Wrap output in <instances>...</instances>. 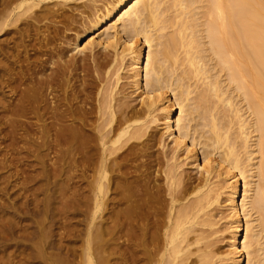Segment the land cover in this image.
I'll use <instances>...</instances> for the list:
<instances>
[{"label":"bare ground","instance_id":"bare-ground-1","mask_svg":"<svg viewBox=\"0 0 264 264\" xmlns=\"http://www.w3.org/2000/svg\"><path fill=\"white\" fill-rule=\"evenodd\" d=\"M71 1L86 5L66 15ZM165 1L0 0V36L9 37L0 38V77L14 74L4 67L12 57L29 64L26 34L47 47L27 43L44 58L20 72L31 86L18 95L45 144L66 147L65 159L75 151L89 264L108 222L113 236L142 237V264H264V0ZM58 23L74 31L72 46L58 40L75 57L54 45ZM221 178L231 229L223 256L209 213Z\"/></svg>","mask_w":264,"mask_h":264},{"label":"rangeland","instance_id":"rangeland-1","mask_svg":"<svg viewBox=\"0 0 264 264\" xmlns=\"http://www.w3.org/2000/svg\"><path fill=\"white\" fill-rule=\"evenodd\" d=\"M105 1H110V0H105ZM167 1L169 3V0H166L162 6L163 8ZM81 3H83V1H78V2L71 1L69 3L68 2L65 3V5L66 4L67 6L69 5L68 8L65 5H60L58 7L60 9L61 7L63 8L65 6L66 8L62 9L64 10V13L68 15V13L70 12L69 15H71L72 10L68 11V9L70 7H72L73 9L74 4H76L74 5V8H76V6L79 7V4ZM84 3H86V1ZM58 7H55V9ZM80 8L81 7H79L78 10H80ZM60 25L63 26V29H61ZM55 26H58L63 31L66 30V29L64 30L65 26L62 24L55 25ZM43 32L44 31H42V33ZM62 32H59L60 34L58 33V35L56 36L57 41L54 42L56 43L54 45H56V47L58 45L60 47L62 46L61 48L63 49L66 48L64 49V51L66 52V55L69 56L70 54L69 57L71 56L75 57L76 52L74 51L71 52L70 50L72 49V47H69V46H72V44L70 45V43L72 42L70 43L66 42V41H69L68 36H69V39L70 37L72 39V36L74 35V31L73 32L65 31L66 33L68 32L67 34L69 35L65 34L64 32L62 33ZM61 33L65 34V36L67 37L64 36L63 38ZM26 35L29 36L27 39L25 38V41H27L25 42L26 48L28 47L26 52L29 55H31V58H29L28 61L31 62L35 59L33 63L34 62L35 64L40 63V60H42L44 57L43 55H41L42 59L40 58V56L38 58V56L36 55H39V54H36V55L34 54L33 47L36 48V46L37 47L40 46L42 50H43V47H41V45H37V43L35 45V42L31 40L33 36L30 38L32 34H26ZM1 37L3 38L4 36H0V38ZM5 37L4 39L1 38V40L5 41V39H9L8 36H5ZM84 38L81 39L80 41L81 43L79 42L81 46H83V44L87 40L86 38H85L86 40ZM58 39L62 41L61 43L65 41L64 42L65 45H69V46L64 47L63 44L62 45L59 44L60 42ZM13 40L15 41L16 39L12 38L11 41H9L10 43L8 45L13 46L14 43L11 44L12 42H14ZM29 40L32 41L31 45L34 44L35 46L32 47L31 45H28L27 43L29 42ZM66 43H69V44H66ZM32 49L33 51H29ZM44 49H45L43 50L44 52L47 51L46 50L47 47H45ZM8 51L10 50L7 49L6 52L8 53ZM21 51H23L22 54L25 53L24 48L21 47L20 51H18L17 54L21 55ZM145 51L147 52V49ZM28 54H26V56ZM32 55L34 56V58ZM79 56H81V54L80 55L79 53L76 54V57H79ZM9 57L11 56L9 55ZM16 59L17 58L12 57L10 59L11 63H8L7 61H6L7 63L4 62V67L10 68V70L13 69L12 70V73H14L13 75L19 76V77H14V79L16 78L17 81L12 79L13 78L12 74H11L12 76L10 75L11 78L6 77L11 72H9L7 75L6 73L5 75L2 74L1 76L3 78L0 77V84H1L0 85V92H1L0 93V264H89L85 256L86 248H83L86 245V243H84L86 242V237H85L86 235L84 234L86 232L84 231L87 229L88 223L86 222L87 219H84L85 220L84 222L83 218L85 217L83 218L81 217L83 216L82 212H81L82 215L79 214L80 212H77L79 209L77 208L78 207L77 206L78 204L77 194L78 193L76 192L78 180L76 177L77 176L76 167L74 166L75 165L74 160L76 158L75 157L76 154H74L75 151L71 152V154L68 157H66L67 159L66 160L64 155H61V153H59V151L60 152H62V150L64 151L66 147L64 146L62 147V145L56 144V148H55L54 145L49 146L48 143L45 144L44 132L46 131V129L43 127L39 128V126L43 125V123L39 121L41 123L39 124V122H37L38 120L34 119L35 116L33 115H36V114H31L32 116L29 115L30 113H33L32 111H30V109H28L30 113L28 111L25 112L26 110L23 109L25 108L24 104L19 99L21 98V96H19L21 92L23 94L25 89L29 88V87L26 88L28 82L26 81L23 82L24 74H21L20 72L22 71V73H24L27 69L32 68L33 63L30 64L29 62L30 64L29 65V64H25V62L28 63L27 61L19 62V60L18 59L16 60ZM36 60L39 62H37ZM12 62L15 63L14 66ZM1 63H3V60L1 61ZM22 65H24L25 67H23ZM11 80H12V85L9 86V83L11 84ZM6 81L8 82L6 83ZM194 81H197V80L195 79L191 82L193 83ZM199 82H200V86H203V84L201 85V80ZM199 82L197 81L196 84ZM28 85L31 86L30 84ZM18 93L20 94L18 95ZM238 100L239 99H235V101H238ZM19 101H20V104L22 105L19 104ZM236 103L239 104V101ZM240 104H241L242 111H244L245 110V108H243L244 106L242 107L241 102ZM17 105L18 107H16ZM20 106H22V108ZM42 106L46 107L44 103L42 104ZM43 107L41 108L42 112L44 110ZM18 108H20L21 110L23 109L24 112L23 111H22L23 113L19 112L20 110ZM39 112L42 114L41 110H39ZM26 113L28 116L26 115ZM14 115L16 116L14 117ZM244 116L247 118L246 114ZM248 119H250V117L247 118V120ZM10 121L12 122L14 121L12 123L14 128L12 127V124ZM17 121H19L20 124ZM160 127L161 126H159L158 128L155 127L152 131L155 130L156 132H158L159 130H161ZM235 127L236 126H233L234 129ZM41 129L44 130L43 133L42 131H39ZM42 134H43V137H42ZM46 134H47V131H46ZM253 134L255 135V133ZM253 134L250 136V139L256 137ZM254 140L255 138L252 139L251 141H254ZM252 143L253 142H251V144ZM62 148H65V149H62ZM57 149L58 151H54ZM239 151H242V150H239ZM156 152L158 151L156 150ZM198 153L200 154V152ZM242 155H245V154H240V156ZM242 157L244 158V156ZM253 157H254V160L257 161L258 159L257 155L255 154ZM200 158L201 157L199 156V159ZM211 158L218 160L219 156L213 155ZM188 167L189 166L185 167L187 172L189 171L188 173L192 174L195 172L194 169H192L193 172L192 170L191 171L188 170V169H191ZM67 173H68V176H67ZM221 179L214 180L217 182V183L215 182L216 184L215 183L214 184L215 185L218 184L217 185L218 187L213 184V188L222 192L220 199H219L220 203L215 206L213 205L209 213L211 215L216 214L215 216H213V218L215 217V219L213 220L216 221L215 223H216L217 228H215L216 226H214L213 230L216 231L218 235L214 233L213 238L214 240L217 241V242L215 241V248H217L215 250H217V252L218 250H220L218 253L223 256V254L227 253L229 250L231 229L229 228L230 227L229 211L227 210L228 208L224 201L225 199L228 198L229 189L226 188L227 183L225 182V180L224 179L221 180ZM255 181L257 182L258 180H255ZM139 222L140 224L142 223V221H139ZM83 223L84 224L86 223L85 225L87 226H84ZM108 223L106 224L111 229L112 223L110 222ZM90 226L92 227L91 229L94 228L92 225ZM109 227L107 226L105 227L106 233L104 232L105 235H103L101 239H103L106 235H109V234L110 235L106 236V238H104L102 242H100L101 241L100 238H99L100 241L99 240L97 241V239L95 238L97 242H95V239L93 241L91 240L92 243L90 242V246H89L90 248L89 254L92 253L90 255L91 256L90 264H142V254H141L142 253V242L140 241L142 237L141 238L138 237V239L139 238L140 239L139 240L137 239L138 240L137 241L136 240L137 237L134 238V235H131V233L130 234L127 233L126 235L123 232H120V233L117 232L118 234L116 233L113 236L111 235V233H109L110 229L108 232ZM128 228L129 227H127V229ZM215 236L218 238H216ZM93 242L95 243L93 244ZM95 247H98V249H96L95 251H92L91 248L95 249ZM100 248H103L104 250ZM219 264H232V263L229 260V261L221 262Z\"/></svg>","mask_w":264,"mask_h":264}]
</instances>
